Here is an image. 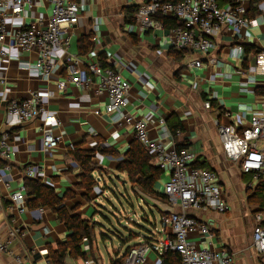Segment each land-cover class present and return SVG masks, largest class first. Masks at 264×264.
<instances>
[{"label":"crops","instance_id":"0c3cea01","mask_svg":"<svg viewBox=\"0 0 264 264\" xmlns=\"http://www.w3.org/2000/svg\"><path fill=\"white\" fill-rule=\"evenodd\" d=\"M72 1L85 4V14L73 29L69 47V51L77 55L81 61V76H86L84 64L88 52L93 51L91 53H94L99 63H102L103 56L100 58L99 55L105 50L111 53L117 52L124 64L132 65L136 72L146 79L149 88L136 83L134 77L136 73L128 71L130 67L121 71L122 76L128 79L132 86L127 110L132 116L145 120L150 140L155 141L164 135L162 142L167 147L171 144H186V149L196 158L194 165L210 169L217 174L218 186L229 206L225 214L190 211L189 216L211 225L213 243L216 246L221 245L234 264H264V254H255L251 237L254 226L253 215L261 208L259 201L261 197L264 201L263 192L261 196L255 194L258 184H254L252 189L246 188L251 176L249 175V179L245 181L237 165L226 160L216 130L219 123L232 124L240 131L247 125L250 115L246 107L257 111L262 104L259 95L239 92L240 83L246 79V76L240 75L239 72L247 68L248 64L229 57L230 47L238 44L237 37L232 36V31L220 35L215 40L216 48L211 52L216 63L207 65V62L203 61L202 68L188 70L186 64L189 56L186 57L184 52L175 51L161 38V34L149 31L137 37L129 33V24L125 21V9L133 6L138 8L147 0ZM49 10L50 5L46 1L37 0L31 13L33 16L46 17ZM97 14L103 19L99 32L93 33L91 24ZM251 32L263 36L264 30L252 29ZM158 36H160L159 40L156 39ZM82 38L88 39L89 50L85 54L78 52ZM251 43L253 39L247 38L246 45ZM34 59L33 52L17 54L16 51L11 50L9 58L6 57L0 62L3 68L0 71V133L8 123L5 115L7 99L23 98L28 92L38 91L44 103L45 96L47 97L45 111L47 115L54 117L55 123L45 126L42 118H36L23 125L10 123L9 130L18 135V141L13 148L15 156L8 163L10 171L8 173L1 171L0 175L11 182V188L16 189L24 185L26 180L22 166L32 165L34 171L43 175L42 180L35 181L53 190L60 199L59 207H63L68 214L90 221L94 225V237L91 242L84 239L80 244L85 258L67 257L62 264H86V262L103 264L98 253L96 238L97 234H100V238L107 236L101 232L100 225L93 222V218H96L95 214L101 216L98 202L102 196L105 197L107 191L111 190L108 185L113 186L114 179L122 178V184L130 185L125 174L118 173L116 168L120 162L118 160L123 158L133 141L131 127L121 128L111 124L109 117L104 114L106 99L93 96L91 90L83 91L67 84L64 92H56L54 90L56 80H64V75L61 74L59 78H54L48 83L42 81L33 71L25 67L27 63L31 65ZM249 89L254 90L252 87ZM213 93L216 94V100H211ZM206 101H210L209 110L204 108ZM84 108L99 110L101 114L95 116L90 113H80ZM160 119L163 120V126L157 124ZM45 128H49L59 137L58 146L51 153V157H45L42 150L41 129ZM69 144L74 146V150L78 148L80 151L92 152L91 163L94 171L90 178L94 184L91 188L81 184L82 169L71 155L73 151H68ZM165 179L166 175L163 174L155 183L153 186L155 194H162V184ZM129 187L135 198L149 199L146 201L158 209L159 215L163 213L162 204L165 200L143 193L138 188L133 189L131 185ZM113 189L119 193L116 187L113 186ZM112 193L114 194L113 191ZM162 196L164 197L163 194ZM6 198V192L0 185L2 208L0 234L5 236L9 229L17 230V236L9 245L13 254L27 253L28 264H44L45 258L51 259L48 251L56 250L57 244L66 240L69 235L68 230L57 220L53 210L46 207L29 208L28 202L32 198L27 196L26 190L25 201L21 205L24 209L22 213H18L17 208L9 210ZM90 209L93 210L92 214L87 217L86 214ZM135 217L139 219V215ZM140 219L149 223L145 214ZM127 221L130 222L131 219L127 218ZM129 238L133 236L130 235ZM151 238L152 236L149 235V238L141 241ZM118 258L116 255L115 261ZM111 261L114 260H110L109 264ZM0 264L17 263L9 255L0 253Z\"/></svg>","mask_w":264,"mask_h":264},{"label":"built area","instance_id":"2783aa9c","mask_svg":"<svg viewBox=\"0 0 264 264\" xmlns=\"http://www.w3.org/2000/svg\"><path fill=\"white\" fill-rule=\"evenodd\" d=\"M36 1L0 0V62L9 58L11 50L17 54L33 52L35 59L31 65L25 64V67L39 79L48 83L61 74L64 75V80H56V92H64L69 84L83 91L91 90L93 96L106 99L104 114L109 117L110 123L121 128L130 126L133 140L147 153L150 164L166 175L162 184L165 202L159 218L161 228L154 225L151 240L140 241L139 244L128 247L126 255L125 250L123 258H118L120 264H164V257L168 254L178 256L179 264H234L226 250L213 243L211 225L189 216L190 211H212L219 214L228 212L229 206L218 186L217 174L194 165L196 158L188 149H176L175 144L165 146L162 142L164 135L155 141L150 140L145 120L132 116L127 110L132 86L121 71L130 67L128 71L136 73V83L149 88L146 79L132 65L124 64L117 52L105 50L102 53L104 67L96 55L91 53L93 51L88 52L84 64L86 76L82 77L81 61L69 51V47L73 29L85 14V4L72 0H44L50 5V10L48 16L43 17L33 16L31 13ZM251 4L255 15L249 18ZM156 17L174 20L176 24L171 28L165 27ZM102 19L99 14L94 16L91 24L93 33L99 32ZM260 28L264 30V0H233L223 6H219L217 0H181L176 4L147 0L138 6L128 31L137 37L149 31L161 34V38L175 51L189 56L186 64L188 70L202 68L203 61L207 65L216 63L211 52L216 48L215 40L220 35L232 31V36L237 37L238 44L230 47L229 57L248 64L247 68L239 72L246 76L245 81L239 85V92L259 95L262 104L257 111L246 107L250 115L247 125L240 131L232 124L219 123L216 130L226 160L235 163L241 174L251 176L247 189L260 184L264 198V32L263 36L251 32L252 29ZM247 38L253 39V43L246 45ZM156 39L159 40L160 36ZM247 46H253V52L246 53ZM2 69L0 66V71ZM211 100H216V94H212ZM46 101L47 97L45 96L44 103L38 91L28 92L23 98L7 99L5 115L8 123L0 133V172L10 171L8 163L15 156L13 148L18 135L10 132V123L23 125L36 118H42L45 126L55 123L54 117L46 114ZM204 108L209 110L210 101L204 103ZM80 113L95 116L101 114L99 110L87 108L81 109ZM157 124L163 126V120H158ZM41 130L43 154L51 157L58 146L59 137L49 128ZM68 151H74L72 144L68 145ZM22 168L25 179L42 180L43 175L34 171L32 165L27 164ZM0 185L6 192L8 209L17 208L18 213L24 212L21 207L25 201L24 185L13 189L11 182L2 175ZM1 209L0 206V211ZM253 220L252 249L256 255H262L264 206L253 215ZM16 236L17 230L13 229H9L5 236L0 234V253L9 255L17 264H28L29 254L15 255L9 248L11 240ZM44 264L54 263L45 258Z\"/></svg>","mask_w":264,"mask_h":264},{"label":"trees","instance_id":"16d2710c","mask_svg":"<svg viewBox=\"0 0 264 264\" xmlns=\"http://www.w3.org/2000/svg\"><path fill=\"white\" fill-rule=\"evenodd\" d=\"M164 2H170L173 4L179 3L181 0H163ZM219 6L222 4L230 3L233 0H217ZM251 11L248 14L249 18L254 17L255 10L253 4L250 5ZM137 12V7H129L125 9V16L128 24L133 23L134 15ZM157 21L161 22L165 27L171 28L176 22L171 19L156 17ZM87 38L80 40L78 52L85 54L89 48L87 44ZM253 46L246 47V53L253 52ZM183 53V52H181ZM180 54V53H179ZM102 58V54L99 55ZM102 62V60H101ZM101 66H105L101 63ZM172 135L174 132H171ZM176 149L186 148V144L178 145L175 144ZM71 155L79 163L82 174L80 176L81 184L84 186H91L94 184L90 178L91 173L94 171V167L91 163L92 152L80 151L78 148L71 152ZM116 171L121 174H125L128 182L134 188H138L143 193L149 194L150 196L157 197L161 200L165 198L159 194L153 192V186L163 175L162 171L158 168L150 165V159L147 153L144 151L142 146L136 141H132L128 150L125 152L122 160L118 163ZM243 179L247 181L249 175H242ZM24 187L28 197H31V201L28 202V207L31 209L46 207L53 210L57 216V220L61 222L64 227L68 230L69 235L66 240L62 243H58L56 250L48 251V255L55 264H62L65 258H81L84 259L85 255L81 250V242L86 239L91 242L94 234V225L90 221L81 220L75 215H70L66 212L63 207H59L60 199L56 197L53 190L44 186L35 180L26 179ZM255 194L261 196L263 189L260 184L255 188ZM254 196V195H253ZM259 205L262 207L264 201L262 197L259 201ZM103 236V235H102ZM128 250H126L125 254ZM111 264H120L119 260L111 261ZM164 264H179V258L175 254H168L164 257Z\"/></svg>","mask_w":264,"mask_h":264},{"label":"rangeland","instance_id":"374dc122","mask_svg":"<svg viewBox=\"0 0 264 264\" xmlns=\"http://www.w3.org/2000/svg\"><path fill=\"white\" fill-rule=\"evenodd\" d=\"M178 61H180V58ZM122 183V178L114 179L113 186L117 188L119 193L113 189L112 184L108 185L114 194L109 190L105 197H101L102 199L98 202V207L101 209H97H99V213L101 212L102 217L95 214L96 218H94L96 220L93 218V222L100 225L101 232L107 236L106 238H100V234H97L96 238L98 253L103 264H109L110 260L116 259V255L118 257L122 256L128 247L139 244L144 238H149V235L153 233V227L149 223L155 225L158 229L161 228L158 209L146 201H149V199L139 200L135 198L130 190V185ZM92 211L90 209L86 216H91ZM144 214L149 219V223L140 219ZM135 215H139V219ZM127 218H130L131 221H127ZM130 235L133 238L130 239Z\"/></svg>","mask_w":264,"mask_h":264}]
</instances>
